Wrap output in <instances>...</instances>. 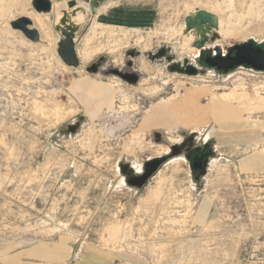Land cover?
I'll return each instance as SVG.
<instances>
[{"label":"rangeland","instance_id":"1","mask_svg":"<svg viewBox=\"0 0 264 264\" xmlns=\"http://www.w3.org/2000/svg\"><path fill=\"white\" fill-rule=\"evenodd\" d=\"M51 1L0 0V260L61 243V264H264V71L198 62L184 34L203 8L213 56L262 49L264 0H76L85 13L64 23ZM21 15L38 42L11 28ZM56 26L76 27L74 65ZM217 105L239 126L221 128Z\"/></svg>","mask_w":264,"mask_h":264},{"label":"water","instance_id":"2","mask_svg":"<svg viewBox=\"0 0 264 264\" xmlns=\"http://www.w3.org/2000/svg\"><path fill=\"white\" fill-rule=\"evenodd\" d=\"M72 1V0H71ZM69 1L68 7H74L76 1ZM89 4L91 12L95 11V6L100 0H83ZM31 5L34 10L39 13H48L52 9L51 0H31ZM10 26L14 30L20 31L25 38L32 42H38L40 40V33L37 27L34 26L33 20L28 15H21L10 21ZM58 30L64 35V39L60 43L59 54L62 59L70 65L77 63V58L74 52V47L71 42V37L76 27H68L67 30H61L56 26ZM218 29V17L213 12L205 10L203 8H195L184 17V34L192 33L195 39L192 41V47L200 50L197 57V61H202L203 52L206 53L204 58L205 64L209 67L216 68L220 71L227 72L230 69L238 66H246L255 70L264 71V50L260 46L255 44L252 40L244 41L240 44L228 46V54L221 55L220 47L217 46V55L212 56L209 49L205 50L204 47L211 40H214L219 35L215 32ZM209 34H212L209 36ZM235 49L234 54H230V51ZM135 51L130 50L127 55L134 56ZM156 56H163V52L156 54ZM151 59L155 58V54H149ZM128 64L131 62L128 61ZM187 72L193 74L196 72V68L187 65ZM112 73L117 74L124 80L130 83H136L138 81V74L135 72H122L117 69H112Z\"/></svg>","mask_w":264,"mask_h":264},{"label":"crops","instance_id":"3","mask_svg":"<svg viewBox=\"0 0 264 264\" xmlns=\"http://www.w3.org/2000/svg\"><path fill=\"white\" fill-rule=\"evenodd\" d=\"M213 115L219 122L221 128H234L239 126L235 123H239L240 115L228 107L217 105L216 112ZM207 130L208 128H206V132L211 131ZM37 250L42 254L39 260L36 259ZM67 254H69L67 247L62 248L61 243L50 246L48 249L45 247H40L39 249L32 247L10 254V256L0 260V264H61Z\"/></svg>","mask_w":264,"mask_h":264},{"label":"bare ground","instance_id":"4","mask_svg":"<svg viewBox=\"0 0 264 264\" xmlns=\"http://www.w3.org/2000/svg\"><path fill=\"white\" fill-rule=\"evenodd\" d=\"M56 1H58L57 2V4L56 5H58V7L57 8H60V7H62V8H64L65 7V4H66V6H68V3H69V1H71V0H56ZM72 1H74V0H72ZM71 1V2H72ZM76 1V0H75ZM85 2V1H84ZM87 3V2H86ZM55 6V5H54ZM88 6V5H87ZM86 6V7H87ZM86 7H83L82 5H81V3H76V5L74 6V7H67L68 8V11H67V14L65 13V12H63V13H59L58 11H57V13H56V18H57V20H61V23H64L65 21H66V19L64 18V16L67 18H70L71 20H72V22H75L74 21V19L75 20H77V19H79V18H81L80 16L82 15V14H84L85 13V10L87 9ZM69 9H71V12H70V10ZM88 9H90V8H88ZM65 10V9H64ZM91 11V10H90ZM62 14H64V15H62ZM68 27L69 26H67V27H65V28H62L63 30H67L68 29ZM191 34V33H190ZM193 35V34H192ZM212 55H214V54H212ZM204 62H205V60H204ZM239 67H245V66H239ZM238 67V68H239ZM237 68V67H236ZM245 68H247V67H245ZM248 68H250V67H248Z\"/></svg>","mask_w":264,"mask_h":264},{"label":"flooded vegetation","instance_id":"5","mask_svg":"<svg viewBox=\"0 0 264 264\" xmlns=\"http://www.w3.org/2000/svg\"><path fill=\"white\" fill-rule=\"evenodd\" d=\"M263 50H264V48H262ZM160 52H163V55H165L166 54V51L164 50V49H161V50H159V52L158 53H160ZM234 52H235V49H233V50H231L230 51V54H234ZM210 53H211V51H210ZM228 54V50H227V53L225 54H223V55H227ZM212 55V54H211ZM213 56V55H212ZM198 57H201V55H198ZM203 58H205V56H202V60H203ZM175 68H178L177 67V65L176 66H174ZM193 162V167L194 168H201L202 166H203V163H204V161H203V158L202 157H200V156H197L195 159H194V161H192Z\"/></svg>","mask_w":264,"mask_h":264}]
</instances>
